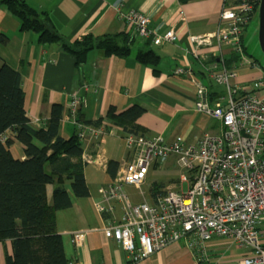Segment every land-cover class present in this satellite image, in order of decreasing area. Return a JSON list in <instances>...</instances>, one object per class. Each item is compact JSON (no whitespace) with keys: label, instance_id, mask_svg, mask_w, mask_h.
Segmentation results:
<instances>
[{"label":"crops","instance_id":"0c3cea01","mask_svg":"<svg viewBox=\"0 0 264 264\" xmlns=\"http://www.w3.org/2000/svg\"><path fill=\"white\" fill-rule=\"evenodd\" d=\"M24 1L44 12L52 28L70 43L87 35L98 38L122 34L132 38L133 46L132 53L126 57L105 56L101 50L92 49L85 61L77 65L75 56L63 50L59 44H42L38 32L22 31L19 18L0 0V36L9 38L8 42L0 43V67L6 63L21 72L25 108L34 128L47 126L55 103L64 106L60 129L64 138L76 133L75 119L85 123L96 121L104 118L111 106L122 111L140 104L146 108V112L138 119V124L146 129L147 137L161 135L167 141L183 138L187 142H195L205 134L223 132L219 120L196 110L195 100L199 84L207 86L213 104L220 101L226 103V85L217 83L209 69L213 63L216 66L224 65L234 48L230 44H223L221 49L213 44H204L197 52L191 38L217 32L222 25L220 15L223 7H234L237 0ZM132 10L149 16L148 27L153 33L165 34L174 30L177 38L154 44L149 38L137 36L126 19V14ZM141 49H153L160 55L158 73L151 66L138 61L136 52ZM236 64L232 65L231 70L237 73L233 79L237 84L254 83L264 76V70L258 64L250 65L243 60ZM75 94L83 98V105L73 114L69 101ZM106 127L109 130L105 128L104 134L82 141L83 159L89 157L93 160L85 162L84 167L90 195L77 197L72 186L66 184L72 205L56 214V229L62 236L68 262L242 264L241 260L248 255L249 249L226 237H213L207 241L206 254L199 243L190 246L188 240L182 238L136 263L131 262L128 252L120 243L106 237L105 216L98 213L95 202L100 199V188L114 179L108 173V163L114 160L122 165L132 155L126 145L124 130L112 124ZM6 136L14 140L11 145L13 156L24 159V145L15 139L12 130H8ZM175 166L178 167L174 156L162 166L153 165L145 181L150 185L147 194L143 191V195H140L139 189L131 185L124 186V189L135 203L154 199V185L165 186L160 190L177 189V182H181L171 172ZM53 189L54 186H48L49 203L53 202ZM115 215L118 218L122 216L121 203H116ZM77 232H85L79 245L72 241ZM12 251L11 240H0V264H6V252L11 254Z\"/></svg>","mask_w":264,"mask_h":264},{"label":"built area","instance_id":"2783aa9c","mask_svg":"<svg viewBox=\"0 0 264 264\" xmlns=\"http://www.w3.org/2000/svg\"><path fill=\"white\" fill-rule=\"evenodd\" d=\"M257 1L239 0L234 7L224 6L217 32L192 36L196 51L204 44L218 49L230 44L245 63L254 65L243 53L242 34ZM126 19L137 36L149 38L154 44L177 38L174 30L153 33L148 27L149 16L140 11L132 10ZM209 72L217 83L226 85V103L213 104L207 86L198 84L195 106L197 111L219 120L223 132L205 134L195 142L128 134L124 138L132 151L131 159L123 162L117 176L99 190L101 196L95 207L105 216V235L121 244L132 263L182 238L190 246L199 243L206 254L205 243L219 236L249 249L242 264H264V76L254 83L237 84L233 81L236 71L216 69L214 65ZM82 105L83 98L76 94L69 101L73 114ZM74 122L81 141L106 131L105 127L77 119ZM172 156L182 170L180 182L188 184L186 190L168 188L150 201L133 202L124 186H135L143 195L141 187L150 168L164 165ZM84 161L93 160L84 157ZM117 202L122 204L119 218L115 215ZM84 234L75 233L72 241L81 244Z\"/></svg>","mask_w":264,"mask_h":264},{"label":"trees","instance_id":"16d2710c","mask_svg":"<svg viewBox=\"0 0 264 264\" xmlns=\"http://www.w3.org/2000/svg\"><path fill=\"white\" fill-rule=\"evenodd\" d=\"M2 2L19 18L22 31L38 32L42 44H59L75 56L77 65L85 61L92 49L101 50L105 56L126 57L132 53L129 35L108 34L98 38L87 35L70 43L52 28L44 12L32 8L24 0ZM256 15H259V0L243 30ZM8 40L7 36H0V43ZM243 53L251 63L259 65L256 59L248 56L244 44ZM136 58L140 63L151 66L155 73L159 72L161 57L155 50L141 49L136 52ZM241 60V54L233 49L231 57L216 69L225 67L230 70ZM214 65L216 63L211 68ZM63 111L64 106L55 103L47 126L34 128L25 108L21 72L6 63L0 67V240H11L13 248L11 254L6 252V264H69L62 236L56 229V214L72 205L66 184L72 186L77 197H87L90 191L84 173L83 142L77 132L69 138L60 134ZM145 112L146 108L140 104L122 111L111 106L104 118L86 124L107 129V124H112L121 127L126 136H145L146 129L138 124V119ZM8 130H12L15 139L24 145V159L13 156L11 145L14 140L6 136ZM119 168L120 164L114 160L108 163V173L112 178L117 176ZM50 185L54 186L52 203L48 201ZM160 188L165 186H153L156 194L165 191Z\"/></svg>","mask_w":264,"mask_h":264},{"label":"rangeland","instance_id":"374dc122","mask_svg":"<svg viewBox=\"0 0 264 264\" xmlns=\"http://www.w3.org/2000/svg\"><path fill=\"white\" fill-rule=\"evenodd\" d=\"M259 15H256L253 19H251L250 23L248 26L243 30L242 34V46H246L248 56L252 59H256L259 63V65L262 67L264 70V53L261 50L260 43H259ZM171 172L174 177H178L180 179V175L182 173V170H180L179 167H174V169H171ZM53 186V185H51ZM168 187V186H167ZM177 189H185L188 187L187 183H179L177 182ZM126 188V187H125ZM150 189V185L148 183H145L142 186V190L148 192ZM167 189V188H166ZM128 191H131L128 188Z\"/></svg>","mask_w":264,"mask_h":264},{"label":"water","instance_id":"95a60500","mask_svg":"<svg viewBox=\"0 0 264 264\" xmlns=\"http://www.w3.org/2000/svg\"><path fill=\"white\" fill-rule=\"evenodd\" d=\"M259 43L264 53V0H260L259 4Z\"/></svg>","mask_w":264,"mask_h":264}]
</instances>
